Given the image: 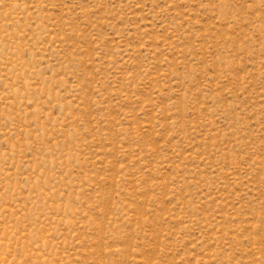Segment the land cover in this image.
Listing matches in <instances>:
<instances>
[{
    "label": "rangeland",
    "instance_id": "1",
    "mask_svg": "<svg viewBox=\"0 0 264 264\" xmlns=\"http://www.w3.org/2000/svg\"><path fill=\"white\" fill-rule=\"evenodd\" d=\"M0 264H264V0H0Z\"/></svg>",
    "mask_w": 264,
    "mask_h": 264
}]
</instances>
